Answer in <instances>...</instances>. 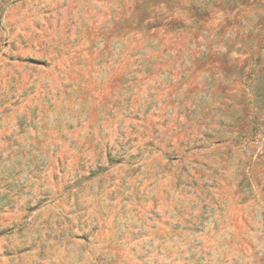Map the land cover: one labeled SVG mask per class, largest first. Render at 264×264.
I'll return each instance as SVG.
<instances>
[{
  "label": "rangeland",
  "instance_id": "374dc122",
  "mask_svg": "<svg viewBox=\"0 0 264 264\" xmlns=\"http://www.w3.org/2000/svg\"><path fill=\"white\" fill-rule=\"evenodd\" d=\"M0 264H264V0H0Z\"/></svg>",
  "mask_w": 264,
  "mask_h": 264
}]
</instances>
